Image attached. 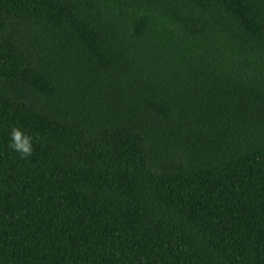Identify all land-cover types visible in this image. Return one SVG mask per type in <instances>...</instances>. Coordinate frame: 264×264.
Listing matches in <instances>:
<instances>
[{
	"label": "trees",
	"instance_id": "obj_1",
	"mask_svg": "<svg viewBox=\"0 0 264 264\" xmlns=\"http://www.w3.org/2000/svg\"><path fill=\"white\" fill-rule=\"evenodd\" d=\"M0 264H264V0H0Z\"/></svg>",
	"mask_w": 264,
	"mask_h": 264
},
{
	"label": "clouds",
	"instance_id": "obj_2",
	"mask_svg": "<svg viewBox=\"0 0 264 264\" xmlns=\"http://www.w3.org/2000/svg\"><path fill=\"white\" fill-rule=\"evenodd\" d=\"M11 141L9 147L21 154L22 158H27L33 151V137L22 131L21 128L13 126L11 128Z\"/></svg>",
	"mask_w": 264,
	"mask_h": 264
}]
</instances>
